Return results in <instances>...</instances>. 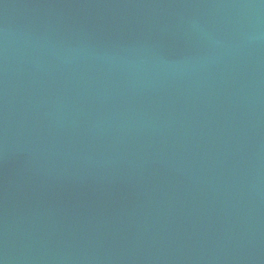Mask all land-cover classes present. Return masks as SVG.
<instances>
[{
  "label": "water",
  "instance_id": "water-1",
  "mask_svg": "<svg viewBox=\"0 0 264 264\" xmlns=\"http://www.w3.org/2000/svg\"><path fill=\"white\" fill-rule=\"evenodd\" d=\"M0 264H264V0H0Z\"/></svg>",
  "mask_w": 264,
  "mask_h": 264
}]
</instances>
